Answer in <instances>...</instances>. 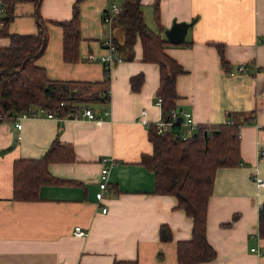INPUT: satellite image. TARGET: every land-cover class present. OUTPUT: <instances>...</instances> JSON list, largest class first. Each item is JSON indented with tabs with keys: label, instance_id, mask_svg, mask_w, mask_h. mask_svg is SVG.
<instances>
[{
	"label": "crops",
	"instance_id": "crops-1",
	"mask_svg": "<svg viewBox=\"0 0 264 264\" xmlns=\"http://www.w3.org/2000/svg\"><path fill=\"white\" fill-rule=\"evenodd\" d=\"M110 1L79 3L77 58L70 61L63 58L58 22L72 17L75 0H41L48 39L36 63L71 94L87 85L89 100L75 109L90 108L95 119L26 115L20 128L14 120H0V264H182L177 242L190 239L192 217L177 207L174 195L156 192L154 173L143 163L153 152L149 125L162 119L155 97L159 68L142 60L138 37L124 44L116 18L103 20ZM140 1L146 25L167 40L164 52L184 69L176 76L170 120L175 111L179 124L180 112L187 111L197 125H238L243 165L217 168L208 199L205 233L216 256L190 264H264V253L251 251L264 249L258 233L264 186L254 179L256 172L264 177V0ZM34 11L32 2H17L8 31L35 33ZM173 21H193L181 42L186 44L168 41L164 31ZM107 38L116 40L122 57L108 68L100 61ZM8 43L0 36V46ZM137 73L143 81L132 90L130 78ZM55 137L73 148L72 160L48 164L51 175L64 182L41 185L33 200L14 199V160L39 158ZM102 157L110 159L105 175ZM161 224L169 239L160 238ZM77 225L85 235L73 234Z\"/></svg>",
	"mask_w": 264,
	"mask_h": 264
},
{
	"label": "trees",
	"instance_id": "trees-1",
	"mask_svg": "<svg viewBox=\"0 0 264 264\" xmlns=\"http://www.w3.org/2000/svg\"><path fill=\"white\" fill-rule=\"evenodd\" d=\"M73 4L72 17L58 22L62 28L64 60H76L79 34V3ZM17 2H32L37 23L35 33L8 31V23L14 16ZM41 0H0V36L9 39L7 46H0V120L10 121L22 112H29L35 106H43L59 116L69 114L78 102L89 97L80 87L71 94V88L61 82L48 79L43 67L36 61L47 44L48 33L45 20L39 14ZM158 16V14H157ZM122 29L123 42L127 46L138 37L142 46V60L154 62L159 68V83L155 97L161 98V118L170 120V111L175 110L177 91L176 76L183 67L164 52L167 40L152 31L143 19L140 0H123L122 9L116 16ZM116 50L117 42L114 40ZM181 44H186L185 41ZM223 68L228 67L221 45H217ZM106 81V80H105ZM143 81V74L130 78L132 90H137ZM64 101V104H60ZM149 139L153 152L143 157V163L153 171L157 193L172 194L177 207L192 217L191 237L177 242V260L182 264L211 260L215 249L206 238L205 222L208 199L212 192L217 168L240 163L238 125L223 123L197 125L195 131L182 139L174 136L181 129L173 124L170 131L157 133L154 124L149 125ZM207 130L206 141L203 131ZM71 144L55 137L45 152L37 159L17 158L13 162V195L17 200H33L43 184L64 182L51 175L49 162L73 159ZM226 224H229L228 222ZM167 225H160V238L169 239ZM258 233L264 237V203L258 209ZM112 264H137L135 260H114Z\"/></svg>",
	"mask_w": 264,
	"mask_h": 264
},
{
	"label": "built area",
	"instance_id": "built-area-1",
	"mask_svg": "<svg viewBox=\"0 0 264 264\" xmlns=\"http://www.w3.org/2000/svg\"><path fill=\"white\" fill-rule=\"evenodd\" d=\"M122 1L123 0H111L108 8L104 11L103 13V20L110 23L113 19L116 18V16L120 13L122 9ZM104 45H105V52L102 53L100 56V61L104 64L106 68L119 63L122 61V57L119 55V53L116 50V47L111 40V38H107L104 40ZM244 65L241 64L239 66V69H243ZM156 103L160 105L161 103V98L157 97L156 98ZM60 104H64V101H61ZM35 114H40V115H45L47 117H58L57 114L54 112L49 111L43 106H38L35 110L31 109L29 112H22L20 113L16 119L14 120V124L17 128L21 127L20 123V118L28 115H35ZM145 114V109L142 110V115ZM69 115L74 118H80V117H86L89 119H95V115L92 112L90 108L87 107H82L81 109H72L69 111ZM180 115L182 117L181 122H179L180 126L183 127V129L179 130L178 132H174V136H179L182 139L186 138L188 135H191L195 129L197 124L192 120L191 114L187 111H182L180 112ZM176 116L177 113L175 111H172V119L171 120H163V119H158L155 121V127H156V132L157 133H162L166 131H170L172 129V125L177 123L176 122ZM99 122L100 120L97 119ZM145 122V120H143ZM261 153L264 154V151L261 150ZM110 160L107 157H102L100 161L103 163V168H102V174L105 175L106 171L108 169V164L106 162ZM111 162V161H110ZM240 165H243V163L240 162ZM257 186H264V177L257 175V172L254 177ZM101 187L104 189L106 188V184L104 181L101 182ZM102 194V191H99L97 193V196L100 197ZM106 207H102V211H105ZM86 231L83 229L81 226L77 225L73 228V234L75 236H83L85 235ZM251 251L256 252L257 254L264 253V249L259 248V247H251Z\"/></svg>",
	"mask_w": 264,
	"mask_h": 264
},
{
	"label": "water",
	"instance_id": "water-1",
	"mask_svg": "<svg viewBox=\"0 0 264 264\" xmlns=\"http://www.w3.org/2000/svg\"><path fill=\"white\" fill-rule=\"evenodd\" d=\"M192 23L193 21H173L172 25L164 31L168 41L174 44L181 43L184 40L188 27ZM177 120L181 121V117H178ZM207 134V130H204L205 141Z\"/></svg>",
	"mask_w": 264,
	"mask_h": 264
}]
</instances>
